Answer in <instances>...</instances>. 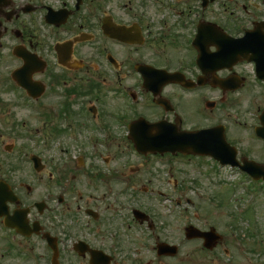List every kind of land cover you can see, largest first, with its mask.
<instances>
[{"label":"flooded vegetation","instance_id":"flooded-vegetation-1","mask_svg":"<svg viewBox=\"0 0 264 264\" xmlns=\"http://www.w3.org/2000/svg\"><path fill=\"white\" fill-rule=\"evenodd\" d=\"M245 1L0 0V110L32 109L40 148L79 155L43 165L47 198L0 177L16 195L2 198L0 264H237L216 211H195L173 232L132 210L126 230L121 192L74 198L72 183L84 178L98 194L136 183L141 168L126 169L120 156L157 157L140 155L129 139L139 122L214 129L240 164L264 165L250 157L254 148L264 159V13ZM247 32L258 42L237 44ZM12 120L0 137H11ZM190 225L216 230L218 243L187 239Z\"/></svg>","mask_w":264,"mask_h":264},{"label":"rangeland","instance_id":"rangeland-1","mask_svg":"<svg viewBox=\"0 0 264 264\" xmlns=\"http://www.w3.org/2000/svg\"><path fill=\"white\" fill-rule=\"evenodd\" d=\"M251 5L248 0L245 1ZM258 4V9L253 12L262 16L264 13V0H252ZM256 9V8H255ZM2 88V87H1ZM3 94V99H6ZM10 104V103H8ZM0 110V133L6 127L8 120L17 127L8 131L11 137H0V177L11 179L15 184L19 181L26 182L32 187L31 198H45L48 179L39 181L31 172L30 162L26 159L36 155L48 166L47 171L54 165L64 163L69 155H62L53 150L40 148L37 130L39 119L33 110L24 106L8 107L2 104ZM6 106V107H5ZM5 107V108H4ZM8 107V108H7ZM3 126V127H2ZM34 133L35 137H30ZM30 138H29V137ZM15 141L16 150L7 155L2 147L11 145ZM38 142V143H37ZM26 157V159H25ZM123 157L125 168H141V173L132 174L136 183L124 188L120 204L121 212L127 217L131 216L134 209L146 213L157 227L170 228L178 232L185 225L194 220V213L185 204V199L199 202L203 210L216 211V223L219 232L227 234L229 244L235 254L237 264H264V190L250 191L247 182L239 175H229L226 171L219 172L216 166L208 158L183 159L180 157L164 156L152 157L147 160L130 153ZM256 161H264L256 154L254 148L250 156ZM56 181H54L55 183ZM76 198H116V194L109 193V188L104 186L101 193H94L88 189L84 178L81 183L73 182ZM120 187V186H119ZM153 190L156 195L146 196L142 194L143 188ZM54 191V190H53ZM164 194V199L157 195ZM75 198V196H74ZM171 200H183L184 205L178 206ZM249 200L250 209L246 210L245 201ZM214 204L218 208H214ZM213 224V223H212Z\"/></svg>","mask_w":264,"mask_h":264},{"label":"water","instance_id":"water-1","mask_svg":"<svg viewBox=\"0 0 264 264\" xmlns=\"http://www.w3.org/2000/svg\"><path fill=\"white\" fill-rule=\"evenodd\" d=\"M154 127L158 128V125H155ZM204 134L206 133H179V135H174L172 139L169 137L167 140L171 139V151H182L184 153H195V154H203V153H210L212 154V150L203 151L201 148V140L204 137ZM163 142H165V139H163ZM170 147V144H169ZM165 151V150H163ZM248 171L252 172L251 169H247ZM261 172V169H258ZM254 173L258 174L256 171ZM197 232L194 229H188L187 235L189 237H193L196 235Z\"/></svg>","mask_w":264,"mask_h":264}]
</instances>
